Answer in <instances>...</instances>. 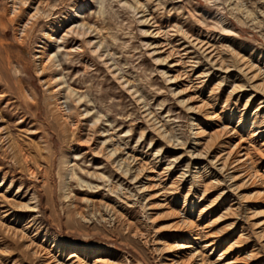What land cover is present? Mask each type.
<instances>
[{"label":"rangeland","instance_id":"1","mask_svg":"<svg viewBox=\"0 0 264 264\" xmlns=\"http://www.w3.org/2000/svg\"><path fill=\"white\" fill-rule=\"evenodd\" d=\"M28 1L29 7L19 4L14 16L9 12L10 0H0V129L5 133L0 140V225L4 222L1 203L8 196L12 205L22 206L23 220L33 219L40 234L58 244L102 247L114 253L118 263L162 264L155 240L165 233L158 227L167 219L151 220L154 210L147 209L145 201L154 190L144 174L136 178V171L122 174L117 165L121 155L111 164L82 153L86 148L80 145L82 135L98 132V141L105 142L108 150L116 146L129 159L146 162L152 172L165 168L167 184L183 173L185 180L176 183L170 207L186 211L197 225L195 247L201 256L206 261L217 258L227 244L208 254L202 242L207 230L201 226L207 217L196 219L216 194L223 189L229 192L234 185L227 179L213 182L206 195L203 187H192L184 204L194 173L205 166L193 164L191 147L194 124L201 117L187 110L184 82L170 81L175 72H169L164 54L155 45L163 37L173 44L184 36L207 40L225 60L237 55L264 73V0ZM35 5L34 16L27 19L33 10L30 6ZM156 28L165 35L155 37ZM180 51L182 66L196 62L192 77L209 70L202 97L211 93L217 110L224 112L222 120L235 127L242 117L241 131L247 137L254 123L264 128V98L251 89L247 78L241 77L246 86L238 100L226 103L231 83L218 93L213 89L224 74L198 51ZM57 86L58 91H53ZM250 94L253 97L243 113ZM60 113L70 115L69 120H61ZM205 169L215 174L210 167ZM34 205L35 211H23ZM234 211H228L229 217L210 232L224 226L226 234L235 238L239 228L227 225L236 217ZM219 214L208 218L218 219ZM242 221L247 225L246 219ZM245 237L241 235L243 247L254 242ZM21 244L0 226V264H34ZM252 264H264V253L254 252Z\"/></svg>","mask_w":264,"mask_h":264},{"label":"bare ground","instance_id":"2","mask_svg":"<svg viewBox=\"0 0 264 264\" xmlns=\"http://www.w3.org/2000/svg\"><path fill=\"white\" fill-rule=\"evenodd\" d=\"M10 2L9 12L14 16L19 12V4L23 5V7H29L30 5L28 0H10ZM31 9L33 10L29 13L27 19L34 16L37 5L33 8L30 6ZM165 33L156 28L154 36L162 37ZM63 35H66L65 32ZM182 40H178L176 44H173L171 40L163 37L162 41L156 44L155 47H158V53L164 54V61L168 63V67L171 69L169 72H175L170 81L181 80L184 82L182 93L186 92L188 94L186 99L187 110L190 113H198L201 117V120L194 124L195 127L192 132L193 142L191 147L192 152L195 151L192 154V159L195 158L193 164L204 162V165L210 167L215 173L211 175V172L206 171L205 166H201L203 168L194 173L193 180L190 181V185L184 193V204L191 196L192 187L195 189L203 187L202 195H206L209 184L213 182L218 184L227 179L233 182L231 185H234V188L229 190L230 192L234 189V194L228 196V191L225 189L221 190L211 202L199 210L196 219L207 217L206 223L201 224V226L207 230L202 242L203 247L209 251L208 254L214 253L221 245L227 244L225 249L220 251L218 257L212 261H206L201 256L195 247L199 243L197 225L187 216L188 213L186 211L180 213V211L173 210L170 207L176 197L178 189L176 183L180 182L183 184L185 180L183 173H180L167 184L168 181L165 180L167 177L164 173L165 168L161 171L152 172V167L148 166L146 162H137V158L129 159L128 155L122 153L120 148L115 146L108 150V145L105 142L98 141L101 135L98 132L93 134L85 133L86 135L81 132L84 138L80 141V145L86 146L82 153H89L99 158L103 157L105 162H110L111 164L115 162L114 158L121 155L122 157H120L117 165L122 168L121 172L124 176L132 171L137 173L135 178L139 177L140 174L145 175L149 188L154 190L145 199L146 208L151 211L154 210L149 217L153 221L159 218L167 219L163 227H158L160 232L164 231L165 233L157 236L155 240L158 243L156 250L163 255L162 264H252L254 252L264 253V168L261 169L264 162V138H262L264 137V128L253 121L254 129L247 137L241 131V126H243L242 117L238 118V123L235 127H231L228 122L222 120L224 112L217 110L216 99L213 100L209 96L211 93H209L208 97H202V90L209 85L207 82L210 76L209 70L204 69L192 77L193 71L195 72L194 69L197 67L194 64L196 62H193V60L192 62L188 61L190 63L187 67L182 66L183 56L180 54V50L183 49L184 51L187 48L198 51L213 69L224 74L220 76V79L216 82V88L214 87L213 89H216L218 93L224 85L231 83L232 86L228 91V96H226V103L230 100L236 102L241 95V91L245 89L246 79H241L242 76L249 80L251 89L260 91L259 94L264 98V73L261 68L256 67L252 62L244 60L237 55H231L228 57L230 59L225 60L224 55L207 40L188 36H184ZM180 45L182 48L179 50ZM50 59L51 57H48V60ZM188 68L190 69L187 70ZM232 70H236L238 73L233 74ZM51 82L55 81L51 80ZM58 89L59 86L53 88V91L57 92ZM251 97H253L252 94L247 96L243 113H247ZM262 101L264 102V100ZM59 106L56 107L57 110L61 108ZM69 117L70 115L60 113V118L64 122L68 121ZM71 125L72 127L76 126V124ZM4 137L5 133L0 129V140ZM256 139L259 141L257 145L254 143ZM169 168L170 166H167L166 169ZM248 185H252L251 189L245 190ZM150 199L155 200L150 202ZM225 203H227V207L223 209ZM1 204V219L4 222L0 226L3 233L12 240H16L19 243L22 242V249L32 257L35 261L34 264H124L118 263L116 258L117 261H115V254L102 247L58 244L57 241L47 237L46 234H40V230L33 226V219L23 220V213H20L21 210L19 209L22 206L12 205L8 196L5 197ZM191 205H193V202ZM24 209L23 211L26 212L35 211V205L25 206ZM231 209L235 210L233 215L236 217H232L233 219L228 224L224 223V225L227 224L228 226L239 228L238 235L235 238H232V235H227L226 231L228 229L226 230L224 226L210 232L216 223L226 219L225 217H227L226 215ZM251 209L254 212H251ZM214 212H220L219 217L218 219L210 220L208 216ZM259 216L262 217L259 221H252ZM243 218L246 219L247 225L243 221L242 223L244 224L240 223ZM241 235L253 238L254 242L243 247ZM168 241H171V243ZM14 262L16 261L14 260Z\"/></svg>","mask_w":264,"mask_h":264}]
</instances>
